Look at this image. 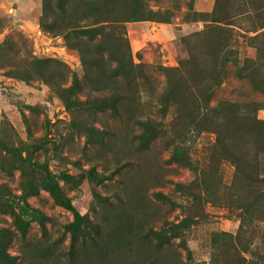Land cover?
<instances>
[{"label":"rangeland","instance_id":"obj_1","mask_svg":"<svg viewBox=\"0 0 264 264\" xmlns=\"http://www.w3.org/2000/svg\"><path fill=\"white\" fill-rule=\"evenodd\" d=\"M0 264H264V0H0Z\"/></svg>","mask_w":264,"mask_h":264}]
</instances>
